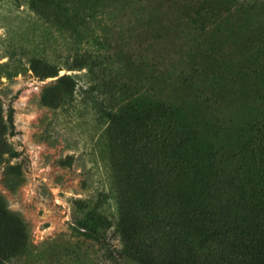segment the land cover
<instances>
[{"label":"rangeland","instance_id":"obj_1","mask_svg":"<svg viewBox=\"0 0 264 264\" xmlns=\"http://www.w3.org/2000/svg\"><path fill=\"white\" fill-rule=\"evenodd\" d=\"M153 115L197 168L150 175L174 186L171 207L155 197L150 218L132 200L117 212L111 166ZM261 121L264 0H0V264L188 260L161 241L167 214L191 206L208 220L212 174ZM191 224L174 242L224 245Z\"/></svg>","mask_w":264,"mask_h":264},{"label":"trees","instance_id":"obj_2","mask_svg":"<svg viewBox=\"0 0 264 264\" xmlns=\"http://www.w3.org/2000/svg\"><path fill=\"white\" fill-rule=\"evenodd\" d=\"M158 117L153 115L146 122L144 132L147 136L142 130L138 132L129 129L122 139L121 146H124L126 152L117 155V165L114 168L111 166L112 170L118 168L119 174L113 175L114 181H110L104 192L107 197L113 198L117 212L123 211L124 201L132 200L145 209L148 217L154 216L149 203L155 197H161V207H171L175 195L174 186L164 180L165 175L159 179L153 176L171 163L197 168L195 162L181 156L183 142L176 127L169 120ZM150 145H157L158 149L148 156L146 152ZM3 152L0 151V163ZM224 161H228L224 166H231L232 169L218 168L212 174L211 181L218 185L223 183L215 186L211 194L213 200L208 220L205 221L203 216L195 220L196 214L191 206L183 211L173 208L167 214L169 230L161 241L169 242V253L179 255L185 251L188 255V260L179 259L177 264H264V121L256 123L244 147L230 151ZM205 175L209 178L208 173ZM111 176L112 171L110 174L109 170L108 177ZM244 210L246 218L241 216ZM192 221H201L202 224L208 222L210 227L207 229L220 234L224 245L202 249L187 239L184 246L178 239L174 242L180 232L193 227ZM146 242L144 238L136 240L142 248H150L151 244Z\"/></svg>","mask_w":264,"mask_h":264}]
</instances>
